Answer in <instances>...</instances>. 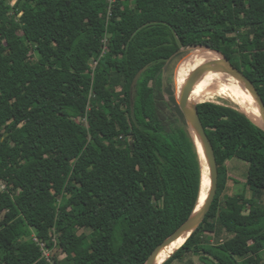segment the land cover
Returning a JSON list of instances; mask_svg holds the SVG:
<instances>
[{
  "label": "trees",
  "instance_id": "1",
  "mask_svg": "<svg viewBox=\"0 0 264 264\" xmlns=\"http://www.w3.org/2000/svg\"><path fill=\"white\" fill-rule=\"evenodd\" d=\"M109 2L0 0V264H51L36 239L53 232V264H145L189 220L201 157L165 83L182 49L220 53L264 100V0H116L108 19ZM218 84L199 79L197 102L227 98ZM198 109L218 192L164 264H264V130L233 107ZM235 158L251 196L224 201Z\"/></svg>",
  "mask_w": 264,
  "mask_h": 264
},
{
  "label": "water",
  "instance_id": "2",
  "mask_svg": "<svg viewBox=\"0 0 264 264\" xmlns=\"http://www.w3.org/2000/svg\"><path fill=\"white\" fill-rule=\"evenodd\" d=\"M203 51H208L217 55H221L220 53L208 48H205ZM221 56L223 63L222 65L216 67L215 69L217 70V72H223L233 77L248 93L249 97L254 100L257 108L259 109L263 117V125H261V127L264 130V100L261 97L259 91L257 90L254 83L243 73V71L235 67L228 58L224 57L223 55ZM210 68L211 67H207L204 69L205 71H207ZM205 71H200V72L203 73ZM198 76L199 75L196 73L187 81L186 85L184 86L181 92V95L179 97L177 96V101L185 117V120L190 128V131L195 138V142H196V138H198L204 150V155L209 167V175H210V184L207 188L208 194L205 201L202 204L200 203L201 201V195H200L198 206L195 212L193 213V215L173 235H171L152 253V255L145 264H159L158 259L167 247H169L172 243L176 242L177 240H179L184 236H188L189 239L204 222L218 192L219 169H218L215 150L207 134L206 128L203 125L200 112L198 109V104L192 103L190 99L191 93L194 90V87L196 86L197 82L199 81ZM196 145L198 147L197 142ZM198 151L201 157L202 172H203L202 178L204 179L203 162L199 147H198ZM203 179H202L201 193L203 191V186H204ZM165 262L166 261H164L161 264H164Z\"/></svg>",
  "mask_w": 264,
  "mask_h": 264
},
{
  "label": "bare ground",
  "instance_id": "3",
  "mask_svg": "<svg viewBox=\"0 0 264 264\" xmlns=\"http://www.w3.org/2000/svg\"><path fill=\"white\" fill-rule=\"evenodd\" d=\"M197 51L203 52L202 50L199 51V49L198 50L196 49V51L194 52H197ZM208 57H212L216 59L221 65L223 63V60L220 56H218L217 54L211 53V52H203L201 54L192 56V58L188 60L187 64L185 65L181 73L177 75V81H176L177 96L179 97L181 95V92L184 86L186 85L187 81L194 74L197 73L199 75L198 79L209 77V76L212 78L215 77L218 83L220 84V86L223 89H225V95L227 99H229L234 104V107L238 108L245 114H248V116L252 120H254L257 124L263 125V117L259 109L254 107L249 102L248 97L243 87L238 83V81H236L230 75L228 74L226 75V73H223V72H217L215 68L218 67L219 65ZM207 67H211V68L205 71L204 68H207ZM200 71H205V72L201 73ZM191 102L194 103L192 99H191ZM196 142L200 149V153L202 156V162H203V170H204V179H203L204 186H203V191L201 193V201H200V203L202 204L205 201L207 194H208L207 188L210 184V175H209V167L205 159L204 150L202 148L201 142L198 138H196ZM187 239H188V236H184L180 238L179 240H177L176 242L172 243L169 247H167L165 251L162 253V255L159 257L158 263L161 264L164 261H167L168 258L174 255L187 242Z\"/></svg>",
  "mask_w": 264,
  "mask_h": 264
},
{
  "label": "rangeland",
  "instance_id": "4",
  "mask_svg": "<svg viewBox=\"0 0 264 264\" xmlns=\"http://www.w3.org/2000/svg\"><path fill=\"white\" fill-rule=\"evenodd\" d=\"M15 3L16 2H12V5H15ZM21 15L22 14H19L18 18H20ZM204 49L205 48H199V51L200 50L203 51ZM194 51L193 50L188 51L184 48L182 49L181 53L173 59V61L169 62L166 72H165V83L167 86L170 84H173L174 89H176L175 86H176V81H177V75L181 73V71L187 64L188 60L192 58L191 55L193 54ZM203 52H208V51H203ZM218 56L222 57L221 55H218ZM219 89H220V93L226 97L225 89H223L222 87H220ZM202 94L203 92L201 90L197 91L194 94L192 92L190 98L192 99L194 103H197L198 105L203 104V103H211L215 105L233 107L237 109L238 111H241L238 108L234 107V104L229 99L218 96L217 90L215 92V96L212 99H205L201 102H197L198 100L202 99ZM84 123L86 124L87 120H84ZM227 168L229 171V179H228L227 187L225 191L223 192L222 200L225 201L226 199L233 197L237 194H242L244 192L246 193V191H247L248 196H251L250 192L248 191L246 187V180H247L248 171H249V164L238 158H235L232 161L227 163ZM4 188H5L4 184L0 183V191L4 190ZM263 200H264V196H263ZM85 234H86L85 230H81L79 232L80 236H84ZM50 236H51L50 241L47 240L46 242H44V244L41 245V247L43 248L44 254L46 253L48 255V258L51 260V264H53L54 257H59L60 259H63L64 254L61 248L57 246V243H58L57 235L53 232ZM205 236L210 240V243H215L217 241L216 235L213 232L207 231L205 233ZM45 257L47 258V256ZM194 264H203V263H201L198 258H195Z\"/></svg>",
  "mask_w": 264,
  "mask_h": 264
},
{
  "label": "built area",
  "instance_id": "5",
  "mask_svg": "<svg viewBox=\"0 0 264 264\" xmlns=\"http://www.w3.org/2000/svg\"><path fill=\"white\" fill-rule=\"evenodd\" d=\"M115 2H116V0H110V2H109L108 19L113 15V9L115 7ZM104 44H105V48H104L103 54H105V52L107 50V46H106L107 45V38L104 40ZM97 63L98 62H94V68L96 67ZM36 242L40 245V247L42 244H44V243H40L38 239H36ZM41 249L43 251L42 247H41ZM43 253H44V251H43ZM45 254H44V257L47 256V258L46 257L45 258L47 259L48 262L51 263V260L48 258V255L47 254L45 255Z\"/></svg>",
  "mask_w": 264,
  "mask_h": 264
}]
</instances>
